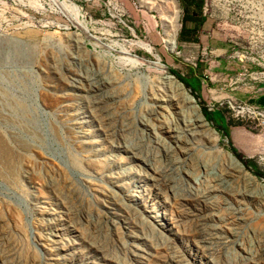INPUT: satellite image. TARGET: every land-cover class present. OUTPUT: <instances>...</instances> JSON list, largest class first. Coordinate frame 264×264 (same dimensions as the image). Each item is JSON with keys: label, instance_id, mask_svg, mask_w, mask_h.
<instances>
[{"label": "rangeland", "instance_id": "rangeland-1", "mask_svg": "<svg viewBox=\"0 0 264 264\" xmlns=\"http://www.w3.org/2000/svg\"><path fill=\"white\" fill-rule=\"evenodd\" d=\"M176 1L0 0V264H264V0Z\"/></svg>", "mask_w": 264, "mask_h": 264}, {"label": "built area", "instance_id": "built-area-1", "mask_svg": "<svg viewBox=\"0 0 264 264\" xmlns=\"http://www.w3.org/2000/svg\"><path fill=\"white\" fill-rule=\"evenodd\" d=\"M50 4L47 6L52 7L55 14L60 15L65 20V23H54V26L62 30H84L86 31L89 26L94 24V19L86 10V6L92 2H99L101 0H49ZM135 3V0H129ZM114 4L120 7L118 0H113ZM51 9V8H50Z\"/></svg>", "mask_w": 264, "mask_h": 264}, {"label": "trees", "instance_id": "trees-1", "mask_svg": "<svg viewBox=\"0 0 264 264\" xmlns=\"http://www.w3.org/2000/svg\"><path fill=\"white\" fill-rule=\"evenodd\" d=\"M173 74L174 77H176L181 83H183V85L187 88H189L191 90V94L197 99V95H196V87H199L198 82L196 81V79L194 77L192 78H183L180 75L176 74L175 72H171ZM199 106L201 108V112L204 115V117L206 118V120L210 123H214L216 129L223 133L224 135L227 136V130H226V124H225V120L222 117L221 113L218 111H209L205 106L201 105V103H199ZM232 152L234 154V156L239 159L242 164L246 167H253L254 163L250 160L245 161L244 159H242V157L236 152L235 149L232 148ZM254 174L257 177H264V174L259 173L257 170L254 171Z\"/></svg>", "mask_w": 264, "mask_h": 264}, {"label": "bare ground", "instance_id": "bare-ground-1", "mask_svg": "<svg viewBox=\"0 0 264 264\" xmlns=\"http://www.w3.org/2000/svg\"><path fill=\"white\" fill-rule=\"evenodd\" d=\"M169 4L170 5H172L173 6V11L171 12V14H170V16H169V18H168V21H169V24H170V29L167 31V34H166V36H167V38L168 39H170V41L172 42V45H173V47L175 46V36H176V28H175V21H176V16L178 15V9H177V6H176V4H175V2H174V0H170V2H169ZM142 47H144L145 49H147L149 52H151L152 51V49H151V47H149L148 45H141ZM134 62H139L138 60H136V59H132ZM159 64V63H158ZM171 79H172V81H174L175 82V84H176V86L182 91V92H184V94H185V96H186V92H187V90H186V88L184 87V86H182V85H180L176 80H174V78H172V77H170ZM186 100L191 104L190 106H191V109L193 110L194 109V113H195V118H196V121H197V123H200V124H203V123H205L206 122V120L204 119V117H202V115L199 113V111H198V108L197 107H195L194 105H193V101L191 100V99H188L187 97H186ZM207 123V122H206ZM208 124V123H207ZM209 125V124H208ZM216 134V133H215ZM229 156H230V158H231V160L234 162V163H238V162H236L232 157H231V155L229 154ZM238 165L240 166V167H242L239 163H238ZM243 168V167H242Z\"/></svg>", "mask_w": 264, "mask_h": 264}, {"label": "water", "instance_id": "water-1", "mask_svg": "<svg viewBox=\"0 0 264 264\" xmlns=\"http://www.w3.org/2000/svg\"><path fill=\"white\" fill-rule=\"evenodd\" d=\"M172 77H174V76H172ZM176 81H177L180 85L184 86L183 83H181L179 80H176ZM184 87H185V86H184ZM186 97H187L188 99H191V100L194 102L193 105H194L195 107L198 108L199 113L202 115V117H204V115H203L202 112H201V108H200L199 105L195 102V97H194L191 93H189V92H186ZM204 119L206 120L205 117H204ZM206 122L208 123L207 120H206ZM213 131H214V133H216L215 130H213ZM230 155H231V157H232L236 162H238L243 168L245 167L239 159H237V158H236L235 156H233L232 154H230ZM261 186L264 188V184H261Z\"/></svg>", "mask_w": 264, "mask_h": 264}, {"label": "crops", "instance_id": "crops-1", "mask_svg": "<svg viewBox=\"0 0 264 264\" xmlns=\"http://www.w3.org/2000/svg\"><path fill=\"white\" fill-rule=\"evenodd\" d=\"M169 2H170V0H167V4L168 5H170L169 4ZM174 2H175V4H176V6H177V9H178V13H179V15H180V9H179V7H178V3H177V1L176 0H174ZM184 4H185V6L187 5V10H188V4H192V5H194L195 3H194V0H185L184 2H183ZM171 7H172V9H173V6L172 5H170ZM172 12V11H171ZM171 12H166L167 13V15H169L170 16V14H171ZM169 18V17H168ZM169 22V21H168ZM168 22H167V25L165 26V29H167V30H165V31H168L171 27H170V24H168ZM175 23H176V21H175ZM178 23H179V21H178ZM177 23V24H178ZM179 26V25H178ZM178 26H176V24H175V28H176V30L178 29ZM167 34V33H166ZM166 38H167V36H166ZM167 40H168V38H167Z\"/></svg>", "mask_w": 264, "mask_h": 264}]
</instances>
